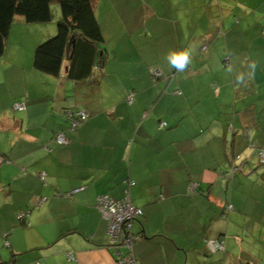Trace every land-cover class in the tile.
Listing matches in <instances>:
<instances>
[{"label": "crops", "instance_id": "crops-1", "mask_svg": "<svg viewBox=\"0 0 264 264\" xmlns=\"http://www.w3.org/2000/svg\"><path fill=\"white\" fill-rule=\"evenodd\" d=\"M177 14L188 25L169 28L172 45L147 28L161 43L121 53L128 61L106 59L82 81L67 78L68 63L59 76L38 70L35 49L56 26L16 17L10 37L23 41L7 42L0 57V264H119L97 199L127 192L143 209L137 264H264V166L246 161L251 176H240L242 189L247 178L257 184L251 204L236 201L234 180L250 143L264 145V104H256L264 100V0H188ZM185 49L191 63L177 72L166 56ZM80 109L87 121L67 129L63 111ZM191 114L196 132L184 127ZM62 131L65 145L55 138Z\"/></svg>", "mask_w": 264, "mask_h": 264}, {"label": "trees", "instance_id": "trees-1", "mask_svg": "<svg viewBox=\"0 0 264 264\" xmlns=\"http://www.w3.org/2000/svg\"><path fill=\"white\" fill-rule=\"evenodd\" d=\"M54 1L60 2L61 5V18L58 20L57 32L37 45L34 66L41 72L59 76L62 74L65 63H68L65 72L67 78L74 81L88 79L92 76L94 69L103 66L107 59L105 36L95 12L94 0H0V57L6 53L15 18L22 16L29 23L50 22L53 17L51 4ZM152 76L156 80L154 73ZM78 111H71V113ZM63 112L67 114L70 111ZM66 120V128L69 130H76L87 121L73 129L68 114ZM62 132L66 133V131ZM250 144L257 155L261 147L255 148L252 143ZM235 167L236 170L240 168ZM234 173L232 169L231 175L234 176Z\"/></svg>", "mask_w": 264, "mask_h": 264}, {"label": "rangeland", "instance_id": "rangeland-1", "mask_svg": "<svg viewBox=\"0 0 264 264\" xmlns=\"http://www.w3.org/2000/svg\"><path fill=\"white\" fill-rule=\"evenodd\" d=\"M187 1L188 0H183V3H182V0H94V6L96 7V13H97L98 19L102 25L104 35H105V39H106L105 40L106 46H107V49L109 51V56L107 57V61H128V60H126L127 59L126 57H122L121 53L127 51L128 49H131V51L133 52L132 49L136 50L137 48H140V47L142 48V46L145 47L144 44L147 45L148 42H149V45H152L154 43H158V44L161 43L160 39H158L157 42H154V41L152 42V39L151 40L147 39V37H146L147 28H151V31L157 30L156 31L157 34H160V33H158L160 31L163 32L165 34V35L163 34V37L166 39L167 45H172L173 40L170 39L169 32H171V31L169 28H173V27L176 28L177 27L178 29H180L184 25H185V28H187L188 23H186V19H182L181 17L177 18L178 17V14H177L178 9L181 8L182 4L184 6H187ZM190 1H192V0H190ZM193 1H194V5L197 4V0H193ZM51 8H52V13H53L52 20L50 22H47V23H42L41 25L56 26V29H57L58 20L61 18L60 2L54 1L51 4ZM152 13H155L156 16L154 17L153 20H148V16L151 15ZM234 20L237 21V18L234 17L233 22H234ZM14 23H17V21L14 20ZM14 23H13V25H14ZM234 24H236V23L234 22ZM133 31H134V34H133ZM118 33L124 34L122 41H121V44L118 41V39H116V37H117L116 34H118ZM10 34H9V38H8V43L10 45H15V44L23 41V39H22L23 36L14 34L10 37ZM127 34H129L130 38H127L128 37ZM239 36L241 37V39L243 41L245 38L250 37L249 33L246 36L242 35V34L241 35H235V37H237V38H239ZM51 37H49V38H51ZM49 38L43 40L42 42L48 40ZM127 40L130 41L131 48H129V46L127 44ZM219 41H222V39H220ZM230 41H233V40H230ZM234 44H232V49L240 48V42H237ZM115 48L119 49L118 59H116V57L113 53ZM133 54H134V52H133ZM128 58H133V57H128ZM263 59H264V54H263ZM153 71H152V73H153ZM252 75L256 76L254 74H252ZM254 80H255L256 85L258 82L261 81L258 78L254 79ZM262 91H264V88L262 89ZM248 102L254 103L255 102V96L250 98ZM256 104H257V106L262 107V105L264 104V100L262 102L260 99H258L256 101ZM196 118H197V116L195 114H191L190 117L186 118L185 121H187V119H188L189 122H186V124H184V127H186V129H189V128L193 129L196 127L199 128V125L197 124V122H195ZM187 123H189L190 126H188ZM193 130H194V132H196L195 129H193ZM231 134H232V132H231ZM208 135H211V134L209 133ZM244 135H243V137H244ZM200 137L202 138L205 136L200 135ZM240 143L241 142L239 141V144ZM263 146L264 145H260L257 147H263ZM251 148L247 147L246 148L247 152H245V153L243 152L242 158H239L236 160V164L243 167V171L242 172L240 171L235 176V179H234V180H237L235 192H237L239 189V194L235 195L236 201L238 202V200L244 199V196H245L247 198L246 202L249 201L248 202L249 204H251V202L253 201L254 194L256 195V190L252 191L251 195L249 194V190L251 189V186H253L256 183H254L252 179H249L251 176V173H250V167L248 166V164H246V161H249L255 165H258V163H259V165L261 167L264 166L263 164H260L259 157L255 154L256 153L255 150L251 149ZM241 149H242L241 146H238L236 148L237 151L235 153L236 154L235 157L237 155H239V153L241 152ZM228 164L229 163L226 161L224 166H228ZM241 175H243L244 177H249V178H247V181H246V184H248L247 187H249V188H247V187L244 189L241 188L242 183L244 182V178L240 177ZM220 181H222L223 187L226 188L227 180L223 178ZM218 185L219 184H217V186H216L217 188H218ZM255 187L257 188V187H259V185L255 186ZM233 188H234V182H233L232 186L230 184L229 193ZM246 189L248 190V195L244 193ZM248 196H249V198L252 196V199H249ZM228 202L230 205H233L232 200H230V195H229ZM250 207H251V205H250Z\"/></svg>", "mask_w": 264, "mask_h": 264}, {"label": "built area", "instance_id": "built-area-1", "mask_svg": "<svg viewBox=\"0 0 264 264\" xmlns=\"http://www.w3.org/2000/svg\"><path fill=\"white\" fill-rule=\"evenodd\" d=\"M264 34V33H263ZM154 76L161 75L160 70L153 71ZM24 107V103L17 102L14 108L20 109ZM72 123V128L76 129L79 125L87 120L88 114L85 110H80L74 114L68 113ZM166 125V122H162ZM59 144L68 143L65 132H61L56 136ZM260 163L264 164V146L258 150ZM0 157V161H2ZM236 171V167L233 168ZM131 184H134L132 182ZM195 186V185H194ZM194 186L192 188L194 189ZM98 209L109 219L110 244L116 249L119 264H137L133 253L134 243L140 238L141 234L135 231L137 220L143 215L142 207L135 205L129 193L124 197L117 199L110 194H101L97 199ZM69 258H74L73 254H68Z\"/></svg>", "mask_w": 264, "mask_h": 264}, {"label": "clouds", "instance_id": "clouds-1", "mask_svg": "<svg viewBox=\"0 0 264 264\" xmlns=\"http://www.w3.org/2000/svg\"><path fill=\"white\" fill-rule=\"evenodd\" d=\"M166 60L168 64L174 68L177 72H184L188 69L190 63H191V53L185 49V50H179V51H170L167 56ZM257 65L255 62H252L248 65V69L251 71V74L255 73ZM245 73L237 74L236 80L239 83H243L245 80Z\"/></svg>", "mask_w": 264, "mask_h": 264}]
</instances>
